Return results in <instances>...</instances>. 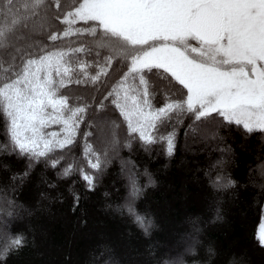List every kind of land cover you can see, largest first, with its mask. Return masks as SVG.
Instances as JSON below:
<instances>
[{
	"label": "snow or ice",
	"instance_id": "obj_1",
	"mask_svg": "<svg viewBox=\"0 0 264 264\" xmlns=\"http://www.w3.org/2000/svg\"><path fill=\"white\" fill-rule=\"evenodd\" d=\"M53 3L58 13L61 0ZM49 7L45 0H0V16L11 17L10 24L0 25V119L6 136L0 153L28 160L26 171L13 180L23 182L34 163L53 169L61 164L92 107L87 103L74 106L62 90L72 83H101L114 61L126 65L127 71L104 101H111L126 124L125 147L139 142L145 151H153L159 145L160 151L172 156L177 146L175 124L183 123L184 117L192 120L188 134L206 142L224 143L221 130L237 131L245 138L259 133L264 138V0H72L62 17L50 16ZM53 20L64 28L52 31L49 41L73 36L88 37V41L50 49L43 37ZM78 54H95V61ZM93 66L95 74L89 71ZM104 101L97 106L96 119L103 120L112 142L118 143L122 124L111 118ZM53 125L59 131H47ZM169 127L172 131H162ZM66 149L65 156L49 159L57 150ZM217 150L221 159L205 175L213 188L227 189L234 181L222 172L215 180L211 177L233 150L230 145ZM84 157L94 172L78 168L74 160L57 176L66 179L78 173L86 190L93 191L106 160L87 141ZM128 171L124 202L115 210L131 217L148 236L153 221L136 208L144 188L136 174ZM73 197L77 204L82 198L75 192ZM8 204L17 207L11 201ZM217 213L219 219V209ZM5 215L13 213L5 211ZM256 239L264 247V222ZM24 246L26 237L12 235L10 221L0 220V260ZM208 251L212 253L211 248ZM164 264L183 261L165 260Z\"/></svg>",
	"mask_w": 264,
	"mask_h": 264
},
{
	"label": "trees",
	"instance_id": "obj_2",
	"mask_svg": "<svg viewBox=\"0 0 264 264\" xmlns=\"http://www.w3.org/2000/svg\"><path fill=\"white\" fill-rule=\"evenodd\" d=\"M71 3L72 0H61L62 8L57 13L53 0H45L46 6L50 5V16L62 17ZM10 22L11 17L0 16V25ZM52 23L43 37L50 49L77 47L78 41L89 39L73 36L53 43L47 36L52 31L62 32L64 25L59 20ZM78 55L95 61V54ZM89 71L95 74V66ZM126 71V65L114 61L101 83H72L62 90L74 106L87 103L92 107L80 124L71 152L57 150L49 158L68 153L57 168L37 162L23 182L13 180L26 171L28 160L0 153V220L10 221L12 235L26 237V246L0 260V264H164L165 260L183 264H264V247L256 239L264 213V138L259 133L245 138L237 131L221 130L226 137L224 143L206 142L188 134L192 120L184 117L183 123L175 124L177 146L172 156L160 151L159 145L153 151H145L139 142H134L132 148L125 147L126 124L104 96ZM77 97L82 100L78 102ZM159 100L162 102L163 95ZM102 101L111 118L122 124L119 142L113 148L107 143L106 132L99 128L101 119H96L97 106ZM47 131H59V126L53 125ZM89 132L92 135L85 137ZM5 139V124L0 119V143ZM85 141L106 160L93 191L86 190V182L78 173L66 179L57 176L74 160L78 168L94 172L84 157ZM225 145L231 146L233 154L223 157L224 165L213 170L211 178L215 180L222 172L234 184L216 189L205 172L221 159L217 149ZM120 164L130 168L144 188L136 208L153 221L148 236L131 217L115 210L124 202L128 185L120 175ZM74 192L82 196L78 204ZM9 201L17 207L9 206ZM5 211L13 216L7 217Z\"/></svg>",
	"mask_w": 264,
	"mask_h": 264
},
{
	"label": "rangeland",
	"instance_id": "obj_3",
	"mask_svg": "<svg viewBox=\"0 0 264 264\" xmlns=\"http://www.w3.org/2000/svg\"><path fill=\"white\" fill-rule=\"evenodd\" d=\"M99 128H100V129L102 128V129L106 132L105 136H106L107 143H108L109 147L113 148V146L115 145V143L112 142V135H111V132H110V130L105 126V124H104V122H103L102 119H101V121H100V123H99ZM96 130H97V129H96ZM122 169H123V171H122ZM128 169H129V168H128L126 165H124V164H120V165H119L120 175H121L122 177H125L126 180H127V182H129V171H128ZM261 174H262V172H261ZM261 222H264V213H263L262 219H261V221H260V224H261ZM260 224H259V225H260ZM258 227H259V226H258Z\"/></svg>",
	"mask_w": 264,
	"mask_h": 264
}]
</instances>
